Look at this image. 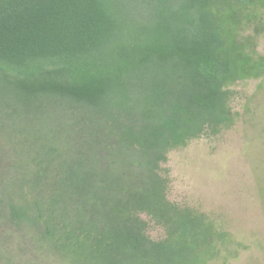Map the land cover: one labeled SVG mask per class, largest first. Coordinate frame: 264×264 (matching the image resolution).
Returning <instances> with one entry per match:
<instances>
[{
  "label": "trees",
  "instance_id": "16d2710c",
  "mask_svg": "<svg viewBox=\"0 0 264 264\" xmlns=\"http://www.w3.org/2000/svg\"><path fill=\"white\" fill-rule=\"evenodd\" d=\"M253 4L264 0H0V104L18 116L75 113L90 153L103 154L110 131L138 156L135 174L75 160L48 183L37 170L39 217L76 262L201 264L213 254L224 234L167 198L159 167L168 148L227 121L224 87L247 66L232 27ZM10 207L14 220L27 216ZM141 214L172 236L150 238Z\"/></svg>",
  "mask_w": 264,
  "mask_h": 264
},
{
  "label": "rangeland",
  "instance_id": "374dc122",
  "mask_svg": "<svg viewBox=\"0 0 264 264\" xmlns=\"http://www.w3.org/2000/svg\"><path fill=\"white\" fill-rule=\"evenodd\" d=\"M238 16L232 32L247 66L224 87L227 121L214 130L204 125L185 145L168 148L159 167L167 198L224 234L201 264H264V5H250ZM28 116L0 104V264H84L55 243L39 217L43 199L36 196L43 183L34 181L36 172L43 169L42 181L49 183L60 177L62 164L77 160L82 167L94 162L96 172L135 174L137 153L110 131L102 136L103 154L90 153L78 142L81 119L75 113ZM10 205L27 216L14 220ZM141 217L150 238L172 236Z\"/></svg>",
  "mask_w": 264,
  "mask_h": 264
}]
</instances>
